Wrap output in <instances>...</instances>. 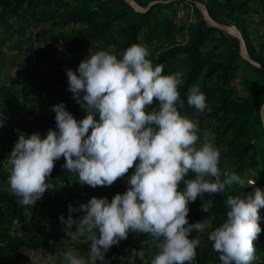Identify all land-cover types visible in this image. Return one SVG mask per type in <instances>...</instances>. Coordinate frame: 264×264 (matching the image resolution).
<instances>
[{
    "label": "trees",
    "instance_id": "1",
    "mask_svg": "<svg viewBox=\"0 0 264 264\" xmlns=\"http://www.w3.org/2000/svg\"><path fill=\"white\" fill-rule=\"evenodd\" d=\"M134 1L146 7L156 0ZM157 1L170 2L139 13L122 0H0V57L7 48H16L26 56L21 69L14 76L8 75L6 83L0 82V111L23 112L24 119H31L3 121L0 127V264H34L30 254L40 252L50 255L45 264L65 263L63 247L70 238L63 229L52 227L62 224L60 216L67 219L69 205L78 209L93 197L111 202L116 194L128 190L135 166L112 186L92 188L81 185L78 176L63 167L61 157L49 178L53 188L27 217L20 198L7 189L11 165L6 164L21 133L26 137L39 133L45 138L49 129L57 130L53 106L63 103L77 121L85 118L86 113L68 91L67 69L76 72L82 60L109 45L115 47L120 59L134 44L148 49L154 66H164L163 75L183 74L178 90L184 104L178 111L197 122V147L210 142L219 148L221 181L231 173L244 181L242 186H226L223 193H205L203 199L198 197L188 204V222L208 225L202 234L193 230L189 235V239L200 240L193 264H221L208 236L226 221L227 197H246L254 190L247 185L250 181H255V187L264 185V129L259 110L264 103V73L240 56L235 37L208 27L194 3H202L218 23L234 25L249 57L264 66V0ZM181 12L186 13L185 18ZM193 86L206 96L208 108L204 112L198 113L187 104L188 90ZM157 105L154 99L148 110ZM185 178L195 176L190 172ZM180 187L183 190V185ZM207 200L212 207L204 213L201 205ZM258 214L262 231L253 242L256 259L252 264H264V208ZM83 215L72 213L74 220ZM133 250L142 251L143 256L131 257ZM159 251L151 236L138 234L135 242L128 237L111 247L105 261L151 264Z\"/></svg>",
    "mask_w": 264,
    "mask_h": 264
},
{
    "label": "clouds",
    "instance_id": "2",
    "mask_svg": "<svg viewBox=\"0 0 264 264\" xmlns=\"http://www.w3.org/2000/svg\"><path fill=\"white\" fill-rule=\"evenodd\" d=\"M120 55L118 59L115 47L109 45L82 60L76 72L66 70L68 91L85 118L77 121L63 103L53 106L57 130L49 129L45 138L39 133L19 135L8 156L7 182L20 198L23 214L31 217L32 207L53 188L49 178L61 157L63 167L76 174L81 185L92 188L112 186L135 166L128 190L111 202L93 197L78 209L69 205L67 219L59 217L66 225L65 235L91 241L90 264L97 260L107 264L105 254L126 240L129 231L157 242L160 251L151 264H193L200 240L189 235L193 230L202 234L208 225L188 222L189 202L203 199L205 193H223L226 186H242L244 181L235 173L221 181L219 148L210 142L197 147V122L178 111L184 104L178 90L183 74L163 75L164 66H154L148 49L140 45ZM154 99L158 105L149 111ZM187 104L198 113L208 108L198 86L188 90ZM190 172L194 179L185 178ZM250 185L254 191L246 197H227L226 221L208 236L221 264H252L256 259L253 242L262 231L258 213L264 208V192L255 181ZM211 207L207 200L201 211L208 213ZM73 212L84 215L74 220ZM62 256L65 264H86L78 255ZM136 256L143 252L133 250L131 257Z\"/></svg>",
    "mask_w": 264,
    "mask_h": 264
},
{
    "label": "rangeland",
    "instance_id": "3",
    "mask_svg": "<svg viewBox=\"0 0 264 264\" xmlns=\"http://www.w3.org/2000/svg\"><path fill=\"white\" fill-rule=\"evenodd\" d=\"M180 15L182 18H185L186 13L181 12ZM179 24V21L177 22ZM178 40L181 38L178 37ZM28 45V44H27ZM26 56H23L20 54L19 50L16 48H7L4 50L3 54L0 57V82L6 83L8 81V75L14 76L15 73L21 69V67L24 65V59ZM9 164H6V167H8ZM245 176V175H244ZM245 180H247V177L245 176ZM250 183L247 182V185ZM9 191L10 188H7ZM54 230L58 231L60 229H65L66 226L62 224H56L52 227ZM71 231H75V226L71 229ZM129 240L136 241L138 239V233H130L128 235ZM67 244L63 247L65 250V253H72L75 255H78L79 257L83 258L86 262V264H90V244L91 241L82 238L81 237L78 240H66ZM30 258L32 259L34 264H45L49 258L50 255L45 252L40 253H32L30 254ZM56 258V257H55Z\"/></svg>",
    "mask_w": 264,
    "mask_h": 264
},
{
    "label": "water",
    "instance_id": "4",
    "mask_svg": "<svg viewBox=\"0 0 264 264\" xmlns=\"http://www.w3.org/2000/svg\"><path fill=\"white\" fill-rule=\"evenodd\" d=\"M122 1H124L125 3L130 5L134 9L135 12H139V13L148 12L152 8V6H154L157 3H168V2H170V1H157L156 0V1L150 2L146 7H141L134 0H122ZM194 5L196 6L198 11L200 12L201 16L205 20V22H206L208 27L218 29V30H220L221 32H223V33H225L227 35L235 37L239 41V48H240L239 54H240V56L245 61H247L250 65L258 68L260 71H262L264 73V66H262L261 64L253 61L249 57L247 49H246V45H245V42H244V39L242 38V35L239 32V30L234 25H224V24L218 23L217 21H215L210 16V14L207 11L206 7L202 3L195 2ZM262 105H264V103ZM260 117H261V122H262L263 129H264V110H260ZM260 189L264 190V185L262 187H260ZM253 191H251L250 193H252Z\"/></svg>",
    "mask_w": 264,
    "mask_h": 264
},
{
    "label": "built area",
    "instance_id": "5",
    "mask_svg": "<svg viewBox=\"0 0 264 264\" xmlns=\"http://www.w3.org/2000/svg\"><path fill=\"white\" fill-rule=\"evenodd\" d=\"M25 114L22 112H7V113H2L0 111V119L3 120L4 122H18V121H31L30 118L24 119ZM65 264V263H63Z\"/></svg>",
    "mask_w": 264,
    "mask_h": 264
}]
</instances>
